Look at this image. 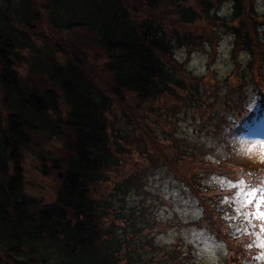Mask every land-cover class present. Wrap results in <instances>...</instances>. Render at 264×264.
I'll return each mask as SVG.
<instances>
[{
	"label": "trees",
	"instance_id": "trees-1",
	"mask_svg": "<svg viewBox=\"0 0 264 264\" xmlns=\"http://www.w3.org/2000/svg\"><path fill=\"white\" fill-rule=\"evenodd\" d=\"M200 22L206 32L188 30ZM220 35L233 38L232 72L242 52L249 62L213 94L182 58ZM261 126L257 0H0V264H196L184 240H158L180 226L224 244L225 264H264L260 222L233 198L248 195L240 180L264 188V171L232 167ZM27 153L54 177L53 200L26 186ZM157 174L195 194L198 220L160 216Z\"/></svg>",
	"mask_w": 264,
	"mask_h": 264
},
{
	"label": "rangeland",
	"instance_id": "rangeland-1",
	"mask_svg": "<svg viewBox=\"0 0 264 264\" xmlns=\"http://www.w3.org/2000/svg\"><path fill=\"white\" fill-rule=\"evenodd\" d=\"M227 6L228 5L223 4V6L219 9V12L221 14L226 12ZM257 9L260 13L264 12V0H257ZM246 24L248 26H253L252 22H246ZM206 26L210 25L207 22H200L192 27H188V30L193 32L195 30L199 33H203L206 32ZM217 26H215L214 29L220 34L221 28H217ZM41 29L43 33H46L44 26L41 27ZM77 44L80 43L77 41ZM232 44V37L228 35L222 37L220 35L218 42L215 41V38H203V41L199 44L201 46L198 45L202 48V51L201 48H198L197 51H194L191 54L187 51L183 52L184 57L182 59L187 62L185 66L191 71L193 70L197 76H202L204 85L206 88L213 90V94H215V89L212 87L219 84L222 86V82L225 78L228 75L232 76L237 71H239L241 75L243 63L246 64L249 62L247 54L250 52H242L241 58L243 63H241V69H237L235 72H232L234 63H237V60H239V57L236 55L235 59L233 58ZM214 45L215 48L217 47V52L215 57L212 59L210 54L211 50H214ZM256 70L257 71L254 70L256 73H254L255 80L256 75L261 72L262 67L257 66ZM260 81L261 77L260 75H257V83H260ZM259 134L261 137L260 141L252 140L240 145V149L238 150L239 155L237 157L239 162L232 166L234 169L235 167L247 166V168L251 167V169L255 171H264V126L259 128ZM41 146H43L44 149L51 148L42 143L38 146V150H40ZM237 159L234 161L237 162ZM25 176L26 186L30 189V192L36 195L44 196L47 201L54 199L56 187V185L52 187L55 183L54 177L43 176L38 169V162L35 159V156L30 153L26 154ZM208 182L214 186H220L224 189L233 187V183H231V181L229 182L225 177H213V179ZM177 183L166 179L164 175L161 174H157L150 180L152 191L159 194L167 202L166 205L160 209V216L165 220L177 219L184 223L198 220L201 216V211L200 208L197 207L196 200L194 198L195 194L183 188L180 183H178L179 185ZM225 196L227 195L225 194ZM233 198L236 204L234 209H242L244 200L242 198L237 199L236 195H233ZM245 227L248 230L250 229L247 225ZM179 238L192 247L193 254L196 257V264H225L224 258H226V247L215 238L209 236L204 228L199 229L196 226L189 228L180 226V228H174L165 235H160L158 240L161 243L172 244Z\"/></svg>",
	"mask_w": 264,
	"mask_h": 264
},
{
	"label": "snow or ice",
	"instance_id": "snow-or-ice-1",
	"mask_svg": "<svg viewBox=\"0 0 264 264\" xmlns=\"http://www.w3.org/2000/svg\"><path fill=\"white\" fill-rule=\"evenodd\" d=\"M240 185H246L245 191H247L248 195L245 197L244 200V208L243 209H237L238 212L243 211V214L245 216V220L247 222H252L253 220L259 221V231L256 232L255 237L256 241L258 243L255 246H258L261 249H264V196L260 197L259 202L256 201L255 197L259 195L261 191H264V188H257L251 185H247V182L244 180H240L238 182ZM236 185L233 184V188H235ZM243 195V192L241 193ZM255 205V208L253 209L252 206ZM255 227V226H253ZM245 232L247 234H252L249 232L248 229H245ZM249 248L253 247V244L247 245ZM260 258H264V251L261 252Z\"/></svg>",
	"mask_w": 264,
	"mask_h": 264
}]
</instances>
